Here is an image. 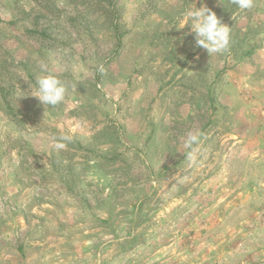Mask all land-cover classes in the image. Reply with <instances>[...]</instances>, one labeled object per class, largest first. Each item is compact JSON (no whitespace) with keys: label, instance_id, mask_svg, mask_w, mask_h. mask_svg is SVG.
Here are the masks:
<instances>
[{"label":"rangeland","instance_id":"1","mask_svg":"<svg viewBox=\"0 0 264 264\" xmlns=\"http://www.w3.org/2000/svg\"><path fill=\"white\" fill-rule=\"evenodd\" d=\"M202 4L221 53L182 23ZM263 259L264 0H0V264Z\"/></svg>","mask_w":264,"mask_h":264},{"label":"clouds","instance_id":"2","mask_svg":"<svg viewBox=\"0 0 264 264\" xmlns=\"http://www.w3.org/2000/svg\"><path fill=\"white\" fill-rule=\"evenodd\" d=\"M239 10H249L253 6V0H232ZM184 25L190 27L194 34L195 46L206 50L208 54H217L225 51L229 46L230 28L223 25L220 19L208 7L203 4L200 7L194 6L184 14ZM41 69L48 72L47 66L42 64ZM101 74L106 72L103 65L97 69ZM67 87L65 83L56 75L48 73L42 75L36 81L35 97L45 106L55 107L65 100ZM200 133L189 134L184 143V147L189 149L188 159L194 161L195 153L201 138ZM73 137L70 135H61L59 138L53 137L52 147L54 150L61 151L68 147ZM197 147H193V146ZM153 185L155 182L153 181Z\"/></svg>","mask_w":264,"mask_h":264},{"label":"built area","instance_id":"3","mask_svg":"<svg viewBox=\"0 0 264 264\" xmlns=\"http://www.w3.org/2000/svg\"><path fill=\"white\" fill-rule=\"evenodd\" d=\"M260 264H264V259L262 260V262Z\"/></svg>","mask_w":264,"mask_h":264}]
</instances>
